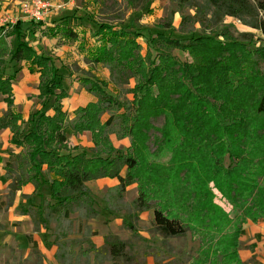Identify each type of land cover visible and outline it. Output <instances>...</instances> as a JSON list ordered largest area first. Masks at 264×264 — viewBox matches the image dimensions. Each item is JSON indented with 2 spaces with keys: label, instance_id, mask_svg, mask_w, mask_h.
<instances>
[{
  "label": "trees",
  "instance_id": "trees-1",
  "mask_svg": "<svg viewBox=\"0 0 264 264\" xmlns=\"http://www.w3.org/2000/svg\"><path fill=\"white\" fill-rule=\"evenodd\" d=\"M122 1L132 6L135 0ZM93 3L100 11H113L119 5L117 0H93ZM178 4L192 9L193 14L181 16L177 31L173 29V17L179 11L170 12L157 31H147L148 35L138 31L133 22L126 24L120 14L116 23L101 22L91 30V37L100 43L87 51L86 63L106 68L109 79L99 80L90 73L82 75L81 88L96 101L75 110L72 118L62 109L61 101L66 97L63 78L49 53L36 51L23 39L25 24L40 28L42 22L17 20L12 25L0 27V98L7 105V111L0 117V130L9 128L12 132L10 144L22 149L18 155L8 153L5 177L10 184L6 197L12 202L15 194L27 184H31L34 194L41 197L40 188L47 186L49 196L44 205L22 208L20 215L30 218L34 233L41 227L54 226L57 264H133L129 242L107 235L103 245L96 248L89 241L88 238L96 233L84 224L99 215L100 205L102 210L112 211L105 198L97 199L87 185L100 179H115L118 185L106 193H114L115 201L123 203L127 187L135 182L136 171L142 167L141 151L150 152L148 145L157 144L156 137L160 138L158 143L162 146L168 144L172 129L181 139L179 152L170 159L171 166H175L174 173L165 178L166 184L159 191L163 202H170L173 207L168 213L165 204V208L158 205L160 199L151 204L146 194L139 191L137 198L125 205L126 230L142 240L134 225L138 220L136 214L153 210L150 232L160 237L162 244L167 239L187 234V223L179 215L187 213L184 210L188 205L185 177L192 176L193 168L188 164L192 165L195 156L186 162L181 145L184 148L186 136L191 135L202 141L207 158L197 147L194 151H199L198 155L205 159L211 171V174L199 171L189 179L190 183L199 185L197 202L193 201L196 196L191 193L192 216L200 223L211 217L213 229L225 232L221 236L224 243L220 250L221 256L225 254L219 264H243L237 252L242 228L248 222H264V79L253 78L260 83L261 92L247 110L237 107L221 110L210 106L203 94L227 83L226 73L236 72V66L232 65L236 62L227 58L226 46L212 36H196L184 31L190 25L213 31L224 26L226 18H231L264 37V0H179ZM69 17L64 16L53 28H47L46 34L60 35L69 43L76 42L78 37ZM221 34L232 42L228 33ZM249 36L241 35L244 39ZM142 37L143 53L138 42ZM6 38H14V44L10 46ZM205 43H208L206 49L201 48ZM234 44L246 47L236 41L229 46ZM174 51L187 54L189 61L180 62L172 54ZM21 62L38 68V99L43 104L26 123L18 125L20 116L13 112L12 83ZM254 68L261 73L257 66ZM7 70H11V74L8 75ZM130 81L134 82L132 88ZM129 95L131 99H127ZM48 111L52 112L51 116ZM226 114L231 116V124L226 123L229 119ZM193 115L197 123L190 128ZM158 121L161 127L155 126ZM67 132L73 135L89 132L92 148L69 147ZM110 136L117 140L129 139V147L114 148ZM189 143L200 146L198 141ZM224 155L234 160L233 170L222 167ZM185 168L180 177L177 171L181 173ZM208 181L214 182L215 189L232 206L231 214L223 213L212 204ZM3 205L0 197V209ZM204 214L208 216L203 217ZM74 228L84 234L81 240L73 237ZM28 239L32 241L31 237ZM32 248L35 250L36 245Z\"/></svg>",
  "mask_w": 264,
  "mask_h": 264
},
{
  "label": "rangeland",
  "instance_id": "rangeland-1",
  "mask_svg": "<svg viewBox=\"0 0 264 264\" xmlns=\"http://www.w3.org/2000/svg\"><path fill=\"white\" fill-rule=\"evenodd\" d=\"M29 1L31 0H0V27H5L12 23L14 24L17 20H33L22 8L23 4ZM117 1L119 2V5L113 9V11L106 9H101L102 11H100V8L93 3V0H72L69 5L64 7V10L55 14L51 13V15L45 18L42 22L47 23L53 19L56 20L69 12L68 14L71 16L68 20L69 23L82 32L83 43H80L79 40L78 42L65 43L67 46L65 48L66 52H64V60L67 64L62 65V72L64 73L62 78L67 91L71 89V92L75 93L81 90L79 79L84 73H90L94 76L97 73L100 74V71L95 69L96 66L86 63L87 51L95 46L90 41L92 39L90 37V32L96 28L98 23H116V17L120 14L126 24L133 22L138 31H141L142 34L148 35L147 31H157V27L163 23L170 12L179 11L173 17V29L175 31L178 30L181 16H189L193 14L192 9L186 6L181 7L178 4L179 0H135L132 6H127L125 1ZM193 1L200 2V0ZM223 25L224 26L213 31L203 30L199 26L190 25L186 27L184 31L188 34L194 33L196 36H212L217 42L221 43V45L226 46L228 49L225 54L227 58L229 57L230 61L236 62L232 64L234 67L236 66V72L233 73L232 71H229L226 73L225 77L227 83L219 84L214 91L212 90L207 94H203V96L205 95L207 97L204 99H207L206 101L208 104L216 109L222 110L237 107L239 110L245 111L255 100L257 93L261 92L260 83L253 78L258 77L264 79V54H262L264 53V37L258 31L244 27L240 25L238 21L231 18H226ZM25 29L27 28H24L23 36L27 37ZM225 32L231 36L232 42H229L231 40L226 36H222L221 33ZM242 34H248L250 36L244 39L241 37ZM227 39L229 41H227ZM6 41L9 42L10 46L13 45V39L6 38ZM234 41L243 44L246 47H239L236 44L230 47L229 45H232ZM138 42L142 47L143 53L145 50L144 38H139ZM99 43L100 42L97 41L98 46ZM207 44L208 43L202 44L201 48L206 49L205 45ZM172 54L177 57L180 62L189 61L187 54L176 51ZM254 66H257L261 73H258ZM91 71H94V73ZM72 75H75L74 78L71 77ZM262 83H264V81ZM133 86L134 82L130 81L129 87L132 88ZM109 92L112 93V90L109 89ZM127 99H131V96L129 95ZM78 103L83 104L84 100H80ZM226 115L229 118L226 120V123L231 124L233 121L230 120L231 116H229V114ZM189 123H191L190 128H194L197 123V117H194L193 115L192 120H190ZM212 123L213 121H211V124ZM155 126L161 127V121L155 122ZM172 128L173 127H171V129ZM172 131L173 135L168 144L162 146V144L158 143L160 138L156 137L155 140L157 141V144L148 145L152 152L155 151L154 153L150 154L151 151H141L140 159L142 167L136 171L137 178L135 179V182L127 187V190L123 195V203H117L115 201L114 193H106L107 190L112 188H108L102 193L96 191L94 188L90 189L97 199L105 198V202L108 203L112 212L102 210L101 208L103 206H99V215L94 220L87 221L84 224L86 227L90 228L92 232L96 233L95 236L88 239L96 248L101 247H98L93 243L92 239L96 236L101 238V242H103L104 237L107 235H114L120 240L129 242L130 254L134 259L133 264H219L225 254L224 253L221 256L222 253L220 252L223 248L222 244L224 243L221 236H223L225 232H216L213 229V224L210 223L211 217L200 223L192 216L193 206L191 205V193L196 196L193 201L197 202V197H199V194L197 193L199 185H197L196 182L190 183L189 179L199 174V171L200 173L205 172L211 174L210 166H207L205 159L202 160L203 157L198 155L199 151H194L195 147H197L202 152L203 156L207 158L202 141L194 135L186 136V140L183 142L184 148H182L181 145V154H184V160H186V162L195 156L192 165L188 164V167L191 169L193 168L192 176L189 175V177H185L186 181H188L186 187V193H188V205L184 210H186L187 213L183 216L179 215L184 223H187V234L182 237L167 239L165 241L166 243L162 244V239L150 232L153 210L143 211L136 214L138 220L134 221V225L138 237L142 240L133 237L125 228V222H123L126 218L124 212V209L126 208L125 205H130L137 198L139 191H143L146 194L147 201H151V204H155L153 201L160 199L158 205L165 208V204L166 207H168L166 209L168 213L173 207L170 202H163L161 196L162 192L160 193L159 191V188L162 189L163 185L166 184L165 178L174 173L175 166H171L170 159L179 152L178 143L181 139L180 137L178 138V133L175 129H172ZM127 140V142H124V145L127 146L122 148L129 147L130 141L129 139ZM195 141H198L200 146L191 145L189 143ZM221 165L224 169L229 170H233L235 167L234 160L228 155L223 156ZM185 170L186 168L181 169V173L180 170L177 171L178 175L183 177ZM195 173L197 174L195 175ZM124 174L125 169L123 170V175ZM206 185L213 195L211 200L212 204L217 206L223 213L231 214L232 206L218 193L214 187V182L208 181ZM42 196V193L41 197L37 196L40 199L38 200V204L44 205L48 197L43 196L42 198ZM3 201L4 205L0 209V264H44L45 257L40 253L38 246L43 245L47 249L55 247L53 244L54 226L48 225L46 228L41 227L36 233L33 232L32 226V229L27 235L31 237L32 241L29 240V242L27 241V244L25 243L24 245V241L22 242L23 230L21 229L22 231L19 233V230L14 229L21 226V223L14 222V217L17 216V214H20L22 208L17 207L13 211L12 216H10L8 209L12 206L13 201L10 202L6 196ZM29 206H27V208ZM207 216V214L203 215V217ZM13 231H17V233L14 234ZM12 235L14 240L10 237ZM73 235L74 238L80 240L84 236L82 232H77V228H74ZM33 244L36 245L35 250L32 248ZM82 245L83 248L86 247L85 243H82ZM242 249H245V246L244 242L241 240L240 234V237L237 240L238 257L243 264H250L243 259L242 255H240ZM54 262V264H57L56 261Z\"/></svg>",
  "mask_w": 264,
  "mask_h": 264
},
{
  "label": "crops",
  "instance_id": "crops-1",
  "mask_svg": "<svg viewBox=\"0 0 264 264\" xmlns=\"http://www.w3.org/2000/svg\"><path fill=\"white\" fill-rule=\"evenodd\" d=\"M56 1H58L59 3H63V2H67L68 0L66 1L56 0ZM61 11L62 10H60V12ZM68 13H65V15L59 17L56 20L53 19L50 22L42 23L43 27L40 28L33 27L32 25L27 23L23 26L22 29V33H23L24 28H27L25 29L26 30L25 32L27 33V37L23 36L24 41L27 42L30 46H32L36 51L39 52L45 51L49 53L50 57L54 62L55 67L58 69L59 75L62 77L64 76V73L62 72L63 71L62 65L67 64V62L64 60V56H65L64 52H66L65 48L67 46L65 45V43L68 44L69 42H66L60 35L58 36L47 35L46 29L53 28L55 23L58 22L61 18L70 15ZM72 29L73 32H75L78 37L76 42H78L79 40L80 43H83V35L81 34L82 33L81 30L73 27V25H72ZM11 39L14 40V38ZM90 41L95 45L93 47L98 46L96 39L92 38ZM17 67H18V72L16 74V78L14 82L12 83L13 112L20 116V120L18 121L17 124L22 125L21 123L22 122L26 123L29 116L33 112L41 108L43 101L38 99L39 96L38 85H39V76H40L38 72V68L31 65L29 62H21L18 64ZM95 69H98V71H100V74L99 73L95 74L96 78H98L99 80L108 81L109 74L106 68H103L101 65H97ZM11 72H12L11 70H7L6 73L9 75L11 74ZM91 72L94 73V71ZM74 76L75 75H72L71 77L74 78ZM62 84L66 92V97L61 101V105L63 111L69 116V118H72L73 112L78 108H83L86 105L90 103H94L96 101V99L91 94L87 93L82 88L80 91L74 93L71 92V89L67 91L64 85V81L62 82ZM109 89L113 90L112 87H109ZM1 99L2 98H0V117L7 111V105ZM80 100H84V103L79 104L78 102ZM48 115L51 116L52 112L48 111ZM105 119L106 116H104V120ZM11 137H12V132L10 131L9 128L0 130V197L3 199L8 193V186L10 184V181L5 177L6 174L5 164L8 162L9 159L8 153L11 152L15 155H18L22 151L21 148H17L14 145L10 144ZM66 137H67L68 146L71 148L72 147H80L86 149L92 148V140L89 132H83L80 135H73L70 132H67ZM110 141L113 144L114 148L119 149L122 147H126L127 145H124V142L125 141L127 142L128 140L127 139L117 140L115 136H110ZM43 171H45V167H43ZM121 175L123 176V171ZM117 185H118V181L115 179H100L88 183L87 186L89 187V189L94 188L96 191L102 193L106 189L114 188ZM39 192L42 193L43 196L46 197L49 196L47 186H42ZM24 196L27 198H22ZM38 200L40 199L34 194V187L31 184H27L23 186L21 190L15 194L13 204L8 209L9 210L8 213L10 216H12L13 211L17 207L26 209L27 206L29 205L32 204L37 205ZM14 220H15L14 222L16 223H21V226L16 227L14 229L19 230V233H21V231L23 230L24 235L22 234L23 236L22 242L24 241V245H25L27 241L29 242L28 238L30 236L27 235L29 234V231L32 229L31 220L29 217L22 216L20 214H17V216L14 217ZM13 233L16 234L17 231H13ZM10 237L12 238V240H14L13 235ZM92 240L93 243H95L98 247L103 245V242H101V238L99 236L94 237ZM241 240L244 242V246H245V249H242L240 251V255H242L243 259L248 261L250 264H264V222L259 221L257 223H251V222L246 223L242 228ZM38 249L40 253L45 257L44 264L55 263L54 262L55 261L54 255L56 252L55 247H52L51 249H47L45 246L39 245Z\"/></svg>",
  "mask_w": 264,
  "mask_h": 264
},
{
  "label": "built area",
  "instance_id": "built-area-1",
  "mask_svg": "<svg viewBox=\"0 0 264 264\" xmlns=\"http://www.w3.org/2000/svg\"><path fill=\"white\" fill-rule=\"evenodd\" d=\"M71 2L72 0L63 3L54 0H31L24 3L22 8L31 19L43 22L51 13L63 10Z\"/></svg>",
  "mask_w": 264,
  "mask_h": 264
}]
</instances>
